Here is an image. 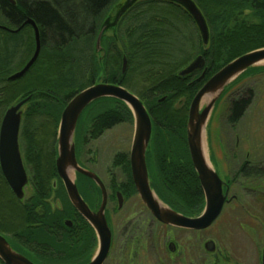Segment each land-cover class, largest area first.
Masks as SVG:
<instances>
[{
	"label": "trees",
	"instance_id": "1",
	"mask_svg": "<svg viewBox=\"0 0 264 264\" xmlns=\"http://www.w3.org/2000/svg\"><path fill=\"white\" fill-rule=\"evenodd\" d=\"M118 1L14 0L12 4L0 0V26L15 31L32 19L40 32L37 61L27 75L11 82L8 78L14 69L21 68L32 56L34 33L28 25L18 32L0 28V117L15 101L18 104L27 99L26 104L32 103L21 134L24 158L34 170L31 174L38 185L35 198L50 197L57 192L53 183L60 184L55 163L50 164L52 120L45 115L51 104L61 106L63 111L77 93L97 81L121 86L136 95L148 110L152 118V145V138L158 133L163 138L165 130L174 133L183 130L184 134L188 104L210 77L244 53L264 48V0H192L208 27L209 47L205 49L195 21L182 6L167 0H142L122 17L115 37L101 39L103 56L97 57L98 34L108 11ZM194 49L206 59L204 76L179 77L178 73L199 55ZM124 57L127 68L122 73ZM163 97L165 101L159 102ZM178 99L185 100L181 108L175 107ZM248 104V99L234 103L230 123H237ZM97 105L102 109L90 123L92 138L123 121L134 124L133 114L124 102L102 98L89 106ZM53 143L55 160L56 138ZM156 151V158L166 157L164 148L158 154ZM1 179L0 174V221L3 222L4 210L16 209V205ZM33 215L34 211L27 214V224ZM23 219L21 213L15 221L22 223ZM29 230L27 226L25 231ZM44 232L45 237L53 234L51 230ZM43 233H38L37 241H48ZM55 237L52 239L56 240Z\"/></svg>",
	"mask_w": 264,
	"mask_h": 264
},
{
	"label": "flooded vegetation",
	"instance_id": "2",
	"mask_svg": "<svg viewBox=\"0 0 264 264\" xmlns=\"http://www.w3.org/2000/svg\"><path fill=\"white\" fill-rule=\"evenodd\" d=\"M200 75V77L204 76L203 72ZM247 99L249 100V104L243 116L250 105V98ZM240 100L242 99H231L227 103L226 117L230 127L236 126L243 117L242 116L237 123H230L229 121L234 103ZM82 115L81 113V116ZM80 118L77 122L73 144L75 145L74 156H76L77 166L83 169V171L96 175L104 186L106 193L104 217L110 228L111 244L109 247V254L103 264H247L244 260V254L246 253L248 245L241 244L239 240H234L229 245H220V240L218 238H215V240L211 238L203 240L202 238L198 239V237L201 236L203 232L215 226L216 221L225 212L224 210L227 208H229L228 210H232L236 205L241 203L238 202L237 204L236 202L237 199L240 198L237 195L239 188L244 194H249L250 191L256 193L255 199H257L260 204V216L255 215L253 218L261 224L263 222L262 227H264L263 159L250 161L245 158L250 156L248 152L245 153L243 160L238 159L237 157L240 153L239 139H237L236 145L227 143L225 147L221 148L220 157L218 158L224 161L221 158L225 157L224 154L226 152L232 156V163L238 161L237 175L233 173V169H231L232 167L228 161L225 164L224 161L223 168H221L222 170H219L216 160L211 161L210 157V159H208L209 165L213 168L212 170L216 172L220 178L219 180L222 181L221 190L225 196V202L220 215L213 221L214 223L211 226L203 230L190 231L170 224H162L153 216L140 194H138L139 192L136 190L132 178L129 153L131 149L129 152L127 150L118 152L117 157L119 158L112 160L107 168H105V165L101 164L102 161L99 157L96 156V158L92 159L84 155L86 140L83 139V142H81L80 136L78 135ZM150 119L152 120L151 116ZM209 120L210 119L207 121V126L209 125ZM113 128L114 127L111 129L113 130ZM103 134L102 132L96 139L102 137ZM88 137H91V135H88ZM92 140L94 139L92 138ZM150 146L151 144L149 142L148 149L145 151L146 157L144 163H146V173H148L147 183H149L153 196L165 207L185 217L196 218L200 216L205 207V197L191 159L190 162L195 177H193L190 169L187 170L185 166L183 167L180 165V163L186 164L185 161H166L164 159L152 157V149ZM82 154L85 158H83ZM25 171L27 173L26 168ZM0 174L4 180L5 178L1 170ZM71 174L72 180L80 195L79 197L82 198L92 212L97 213L103 200L100 184L89 176H85L77 171H73ZM187 175L191 177L192 180H190L191 184H186V186V182L183 180H185L184 177ZM28 178L27 173V179ZM193 180H195L196 183ZM59 181L60 187L58 186L59 182L55 181L56 185L53 188H56L57 192L55 194L53 193L50 198H47L48 200L46 198L41 199V197L35 198L38 185L33 184L30 179H28V183L23 188L24 193L22 199H18L7 184L8 188L15 196L14 200L21 205L18 207L21 209L20 211L24 219L20 226L17 227V232L14 231L16 230V224L11 226L10 221L5 219L2 222L3 231H0V236L6 240L5 242L10 245L14 252L19 253L33 264H39L38 261L40 260L47 261L50 257V261L68 260V262L71 263L77 261L81 257L83 260L85 258L87 259L84 261L81 260V264H88L98 252L96 231L74 207L73 203L68 198V194L60 178ZM181 181H183V190L178 189L179 186L177 187V183ZM242 181H244L245 184H242ZM239 206L241 210H244L246 207L245 205L243 206L242 203ZM33 211L35 216H30V222L26 225L27 214H31ZM60 213L61 216L63 215L64 217L62 220L57 217ZM27 226L30 227L29 231H25ZM240 228L244 230L246 227L240 225ZM47 229L53 231V234L48 236L53 237V235H56V240H52V242H43V240L37 241L38 239L35 238L36 232L46 230L48 233ZM261 231L258 241L251 240L253 242L252 246L255 247L254 251H256V264H262L264 254V229ZM187 233L193 234L196 239L192 240L183 237ZM58 235H67L70 237L67 250H62L65 244L63 243L64 241L58 240L60 238ZM209 243L212 245L211 250H209ZM41 256H43L44 259H41ZM0 264H5L1 258Z\"/></svg>",
	"mask_w": 264,
	"mask_h": 264
},
{
	"label": "water",
	"instance_id": "3",
	"mask_svg": "<svg viewBox=\"0 0 264 264\" xmlns=\"http://www.w3.org/2000/svg\"><path fill=\"white\" fill-rule=\"evenodd\" d=\"M10 3L15 4L14 0H9ZM182 6L195 21L200 35L207 44L209 39V31L199 8L192 0H167ZM30 25L34 33L35 49L32 57L25 64V66L17 73L9 76V81H15L27 74L30 68L35 64L39 57L41 50L40 32L32 19H27L21 26ZM18 32L21 28L15 31ZM103 34V27L101 28L96 41V51L101 48V37ZM264 61V48L255 50L236 58L230 63L222 67L212 77H210L203 86L199 89L193 97L189 110L186 124V140L188 151L192 165L198 175L202 191L205 197V207L203 213L196 218H189L176 213L170 208L165 207L152 194L148 182V173L146 168L145 157L149 146L151 137V119L144 104L137 96L132 94L125 88L114 85L99 83L85 90L77 93L68 102L64 108L60 119V125L57 135V158L55 166L57 175L63 182L68 198L73 203L78 212L85 218L89 224L94 228L98 238V252L88 264H103L109 254L111 244V232L108 227L106 218L104 217V209L106 205V193L104 186L99 178L93 173L83 171L77 166L75 155L74 134L76 131L77 122L81 113L94 101L102 98H114L124 102L133 114L134 134L131 145L130 165L131 174L140 194L142 200L147 205L153 216L162 224H170L188 230H203L211 226L221 213L225 202L223 195L222 181L216 174L213 168L209 165L208 159L205 157V130L207 126L208 117L217 99L223 93L227 85L231 84L238 76L244 73L251 67ZM206 59L202 55H197L184 69L179 73V77H187L197 72H206ZM127 68V60L124 57L122 62V73ZM210 95L209 101L205 107L200 108L202 100L205 96ZM165 98V97H164ZM162 98L159 102L165 101ZM27 99L20 101L18 104L10 106L3 116L0 125V170L11 188L12 192L18 199L23 198V188L28 183L27 173L25 171L19 146V133L21 126V108L26 103ZM77 171L85 176H89L95 182L100 184L103 193V200L97 213L92 212L84 203L73 180L68 177V172ZM54 182V187H55ZM6 240L0 236V258L5 264H33L28 259L23 257L10 247L5 242ZM209 250L212 249L211 243L208 244ZM264 264V254L262 258Z\"/></svg>",
	"mask_w": 264,
	"mask_h": 264
},
{
	"label": "rangeland",
	"instance_id": "4",
	"mask_svg": "<svg viewBox=\"0 0 264 264\" xmlns=\"http://www.w3.org/2000/svg\"><path fill=\"white\" fill-rule=\"evenodd\" d=\"M140 1L142 0H119L114 6H112L111 9L108 11L105 21L103 23V34H102L101 39H103V37L104 38L115 37L116 32L118 31L120 22L123 19L122 17H124L132 8H134L136 4L138 5ZM248 14L249 13H246L245 15H248ZM199 35H200V32H199ZM207 44H204V43L202 44L203 49L209 47V45ZM100 45H101V48L99 49V51H96L97 57L103 56V53L101 50L102 40H101ZM119 48L121 47L119 46ZM198 51L199 50L194 49V52H196L197 54L199 53V55H202L201 52H198ZM24 66L25 65H23L21 68L16 67L14 69V73H17L18 71H20ZM204 66L205 68L207 67V62H206V65ZM202 72L203 71H200V72H197V74L196 73L195 74L199 76ZM24 75H27V74H24ZM197 76H193V77L196 78ZM15 81L17 82V80ZM98 83H103V82L97 81L94 84H98ZM243 98H246V99L250 98V105L247 111L245 112L244 116L238 122V124H236V126L234 127H230V125L227 122V117H226L227 116V112H226L227 103L231 99L237 100V99H243ZM178 100L175 101V107L177 108L183 107L185 100L184 99H181L179 101ZM16 102L17 101L12 103L11 106L17 104ZM31 104L32 103L30 104L25 103L24 105H22V108H21L22 115L20 116L21 126H19L20 133H19L18 138H19L21 158L27 170L28 177H29L28 179H30V181L33 184H35L34 175L33 173L31 174V171H34V170H32L31 165L24 158L25 148H23L24 147L23 142H22L23 137L21 134L22 133L21 128H23L22 124L25 120V117L26 115H29V113L32 111V108L30 106ZM51 105L52 106H49V108H47L46 110L47 114L45 116H48L52 120V124L50 125L51 126L50 134L52 137L51 146L53 149L51 148L52 156L50 158V164L53 165V163H55L56 161L57 156H55L56 158L54 160L53 156L55 155L54 153L55 149L52 144H54L53 141L55 142V138L57 141V135H58L60 119H61L60 114H62L63 111L61 110L62 109L61 106L59 107V105L54 104V103ZM206 105H207V102L201 103L200 108L205 107ZM189 106H190V103L188 104V108L186 111L189 110ZM90 107L91 106L86 108L84 113H82L83 115L81 116L79 125H78V128H79L78 135L80 136L81 142H83V139L86 140V144L84 148L85 150L84 155H86L87 158H92V159L96 158V156L99 157L100 160L102 161L101 164L105 165V168H107L109 167L112 160H116L117 158H119L117 157L118 152H122L126 150L129 152V150L131 149L133 134H134V124L123 121V123L116 125L113 128V130L111 129V130H106L105 132H103L104 134L102 137L98 139L93 138L94 140H92V136L88 137V135H90V132H91L90 123L92 122V119L95 116H97L98 112L102 109V106L97 105V106H92L91 108ZM3 116L0 117L1 118L0 125L3 119ZM208 118L210 120H209V125L206 127L205 138H204L205 154H207V149H208V157H209L208 159H210L211 157V161L216 160L217 162L216 164H218L217 166L219 170H222L221 168H223V165L228 161V163L232 167L231 169H233V173H235L236 175L238 174L237 171H238L239 162L235 161L232 163L233 158L229 153L225 152L224 154L225 157L221 158L225 162L218 159L220 157L221 148L225 147L227 143H230L231 145L233 144L236 145L237 139H239V152H240L239 153L240 156L238 155L237 157L238 159L243 160V157H245V153L248 152L250 153V156L245 157L246 159L250 161L252 160L255 161L259 159L264 160V61L255 65L254 67L249 68L244 73H242L240 76H238L231 84L227 85L223 93L220 95V97L217 99L216 103L214 104ZM165 131L166 132L163 136L164 139L160 136V133L154 136V139L152 138V140H154V142H152V145H151L153 148L152 157L154 158L156 157L154 153L156 150H157L156 154H158L160 153L159 149L161 150L164 148V152L166 154V157H164V160L166 161H169V160L185 161L186 164L180 163V165L183 167L185 166L187 170L190 169L192 171L193 168L190 162V157L188 159L189 151L186 150L188 149L187 140L185 142L186 130L184 134H183V130H180L178 132L175 131V133L173 131H168V130H165ZM54 133H56V135H54L53 137ZM74 139H75V136H74ZM84 155H83V158H85ZM160 159H163V158H160ZM262 167H264V165ZM192 174H193V177H195L194 171H192ZM187 176L184 177L185 180H183L184 182H186L185 185L191 184L190 180H192L191 177L189 176L187 177ZM1 180H2V185L4 189L6 190L7 195L11 197V199L14 201L16 205L15 206L16 209L12 208L9 210H4L3 218L6 219L7 221H10L11 226H14L16 224V230L14 231L17 232L18 231L17 227L20 226L21 222L19 223V221L17 222L15 220L17 216L20 217L21 209L19 207L21 205H19L20 203L14 200L15 196L13 195L11 190L8 188L6 181L3 180V178ZM183 181H181L182 183L181 182L177 183V187L179 186L178 189L180 190H183L182 188ZM243 183L245 184L244 181H242V184ZM58 186L60 187V184H58ZM51 195H53V193L50 194V197ZM237 195L240 197L236 201L237 204L238 202H241L243 206L244 205L246 206L245 209L244 210L240 209L241 207L239 205L241 203L236 205V207L232 210L231 209L228 210L229 208H227L226 210H224L225 212L222 214V216L216 221L215 226L203 232V234L199 236L198 239L202 238L203 240H206V239L211 238L215 240V238H218L220 240L219 242L220 245L221 244L229 245L234 240L235 241L239 240L241 244L248 245V247L246 248V253L245 254L243 253L245 262L247 264H256L255 263L256 251H254L255 247L252 246L253 242L251 240L258 241V239H260L259 237L262 232L261 230L264 229V227H262L263 222L261 224L260 222L254 220L253 218V216L255 215L260 216V212H259L260 204L258 203L257 199H255L256 193H254L253 191H250L249 194L247 193L244 194L243 191L239 188ZM57 217L60 220L64 218L63 215L61 216V213ZM240 225H244L246 228L242 230L240 228ZM0 231L1 232L3 231V224L1 221H0ZM40 232L42 234L44 230L43 231L40 230ZM40 232H36V235H35L36 239H38L39 237L38 233ZM183 237H185L186 239H192V240L196 239V237L193 234H189V233L185 234V236ZM44 238H48L47 240L49 242H52L53 240L52 237L48 235L45 237V234H44ZM69 238L70 237H68L67 235H64V236H60V238L58 239V240L64 241L63 243L65 244V247H62V250L68 249V242L70 241ZM80 258L77 261H73L72 263L68 262V260L50 261L51 257L48 258L47 260L50 262H47L45 260L44 261L40 260L38 262L39 264H81L82 263L81 260L82 261L87 260L86 258L84 260L83 258L81 259ZM41 259H44V257L41 256Z\"/></svg>",
	"mask_w": 264,
	"mask_h": 264
},
{
	"label": "bare ground",
	"instance_id": "5",
	"mask_svg": "<svg viewBox=\"0 0 264 264\" xmlns=\"http://www.w3.org/2000/svg\"><path fill=\"white\" fill-rule=\"evenodd\" d=\"M27 21V20H26ZM25 21V22H26ZM24 24V23H23ZM30 26V25H29ZM99 84V83H98ZM95 85V84H94ZM93 86V85H92ZM211 97H210V95H207V96H205L204 97V99L202 100V103H206L207 101H209V99H210ZM97 101V100H96ZM95 102V101H94ZM206 156V158L208 159V156H207V154H205ZM72 174H71V171L70 172H68V177H70L71 179H72Z\"/></svg>",
	"mask_w": 264,
	"mask_h": 264
}]
</instances>
